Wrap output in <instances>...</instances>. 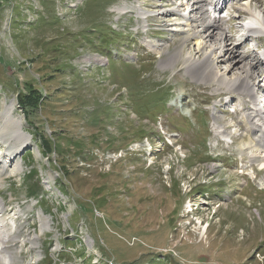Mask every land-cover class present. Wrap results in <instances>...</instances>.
Returning a JSON list of instances; mask_svg holds the SVG:
<instances>
[{
  "label": "rangeland",
  "instance_id": "obj_1",
  "mask_svg": "<svg viewBox=\"0 0 264 264\" xmlns=\"http://www.w3.org/2000/svg\"><path fill=\"white\" fill-rule=\"evenodd\" d=\"M136 1L0 0V127L13 107L31 140L19 152H8L0 140L2 159L14 152L22 164L14 172L10 160L0 171L14 264H47L48 253L71 257L72 251L76 260L66 264H264V189L258 187L264 171L249 164L240 146L250 138L233 124L242 122V108L228 105L231 96L217 95L215 84L186 73L183 58L194 55L193 41H185V56L166 67L161 49L158 58L147 52L142 34L130 37L127 19L120 32L112 30L110 8ZM144 1L147 9L154 6L151 0L139 4ZM255 1L263 7L264 0ZM42 16L50 21L39 24ZM162 17H151L150 28L164 31ZM238 26L230 24L229 43L257 62L254 40L242 38ZM180 39L174 36L164 49L180 50ZM125 63L143 70L137 96L153 92V98L138 99L124 87V74L113 69L123 71ZM29 84L42 92V111L28 110L26 117L17 96ZM164 93L171 110L159 114L151 106ZM140 100L154 119L135 115ZM217 115L232 138L240 133L234 146ZM32 126L55 140L50 160ZM143 127L149 138L139 140ZM31 171L37 172L32 179ZM39 182L49 203L30 196Z\"/></svg>",
  "mask_w": 264,
  "mask_h": 264
},
{
  "label": "bare ground",
  "instance_id": "obj_2",
  "mask_svg": "<svg viewBox=\"0 0 264 264\" xmlns=\"http://www.w3.org/2000/svg\"><path fill=\"white\" fill-rule=\"evenodd\" d=\"M188 1H190L189 7L193 8V14H195L196 17L197 15L201 17L203 14L202 10L204 9L208 0H185V2ZM233 4L236 8V11L234 12L236 15L231 19L220 17V13L217 12L218 10L223 9V4L220 2H218L216 5L220 8L215 7V5L212 6L211 3H208L203 17H201L202 20L198 18L195 19V17L191 18V13L186 14L188 17L186 20L189 19L190 27V33L187 37L196 41L194 43V46L197 50L196 54L200 53L199 55L201 58H197L196 55H193L192 53L186 54V59L184 60V70H186V73L196 82H201V84L206 85L215 84L216 86H211V89L214 88V91L218 92L217 95L226 94L225 96H231V100L227 102L228 105L234 103L235 107L238 106L242 108V111H240L243 112L241 118L242 122L238 121L239 123H236V120L233 124L236 130L241 129L242 127L245 128L246 133L250 138L248 140H241L242 142L245 141V143H241L240 146H242V150L247 152L248 158L250 160L249 164L256 165L259 169V172L261 173L264 171V109L260 106L261 101L257 97L258 94L255 93V84H252L251 80V78L255 75L254 69L256 66L257 68L259 66L258 63L254 62V60H250V56H244L238 52H234L233 49H228L227 44L233 39L228 35L230 24L237 26V21L240 20L242 15L245 18L244 21H246L244 23L245 26H238L241 30L242 38L247 40L248 38L252 37L254 40L252 42L254 44L255 42L256 44H259V41L264 38V7H257L260 2L255 0H236V2H233ZM227 11L229 12L230 9H227ZM151 12L152 11L144 12L141 10L139 12V16L145 19L152 15ZM164 15L165 14H159L157 16H152V18H155L156 20ZM171 19H173L172 16ZM172 22L174 23L173 20ZM172 26L174 25H171L170 28ZM149 30L154 31L155 29L149 27ZM210 31L212 32L211 34ZM261 49L263 50L261 54L264 58V47ZM183 52L184 42L180 50L172 55L169 61L166 62V67L169 65L173 67L174 62L184 56ZM221 65H226L227 70L225 72H222L219 69ZM224 104L226 105V103ZM12 111L13 107L12 109L7 108L6 113L1 116L3 118V125L0 127V140H2L3 143L8 146V152H19L27 147L31 140L30 137L23 131L24 129H22V121L16 120L13 117ZM237 116L239 117L240 113H238ZM214 119L220 124L221 118L218 115L217 117L215 116ZM217 124L218 123H216V125ZM219 126L225 129L222 124ZM222 132V134H224L223 137L228 138L229 135H231V144L234 146L237 142L236 137L238 138L240 133H235L232 138V134H229L226 129ZM13 153H11L8 157L9 160L2 159V156L0 155L1 172L4 167L10 165L8 164L10 160H12L11 169L14 170V172L19 171V168L22 166V164H19L15 161ZM240 160H243V158L241 157ZM245 175L251 177L252 173L247 172ZM259 182L261 183H259L260 185L258 187L263 190L264 179H261ZM4 210L6 211V204L2 199H0V215L4 214ZM47 224L48 223L46 221L44 226L47 227ZM11 230L10 223L6 221L5 215L0 216L1 264H14V255L9 252V243L13 238Z\"/></svg>",
  "mask_w": 264,
  "mask_h": 264
},
{
  "label": "trees",
  "instance_id": "obj_3",
  "mask_svg": "<svg viewBox=\"0 0 264 264\" xmlns=\"http://www.w3.org/2000/svg\"><path fill=\"white\" fill-rule=\"evenodd\" d=\"M14 8H15V11H17V13H19V15H20V8L18 7L17 4L14 6ZM51 18L55 19L56 22H52V21L46 19L44 16H42V18L40 19L39 24L48 23L50 21V25L55 26V25H57L59 23V21L55 18V16L51 15L50 19ZM39 24L36 23L35 25L37 26ZM21 27H22V25H21ZM125 64L127 65L126 68H124L123 64H122V70L123 71H121L120 69L116 70V68H117L116 64L114 65V69H113L114 73L115 72H119V73L121 72V73L124 74L125 83H122V84H124V87L128 88L129 91L132 90L131 91L132 92V96L134 94V96L137 97L138 99L150 100L151 98H153L155 96V94L153 92L147 93V97H145V98H141V97L137 96V90L139 89V87L140 86L144 87V83L143 82H145V81H144L143 75H141L143 70H141L139 68H134L130 64H127V63H125ZM29 85H31V84H29ZM165 94L166 93H164L163 96H165ZM163 96L160 97V100L157 97L159 102H162V104H160L159 102H156V103H153L152 106H151L152 109L153 108L154 109H158L159 114L167 113L168 111L171 110L169 107H167V103H168L167 100H168L169 96L168 95L165 96V97H163ZM17 98H18V103H19L18 105L24 111L26 117H28L27 116L28 115L27 114L28 110H34V109L41 110L42 109L41 102H40V101H42V92H41L40 88H38V87H35V86L31 85V86H27L26 89L19 90ZM144 100H140L143 105L138 103V110H136L135 115L137 117H139V115L142 116V117L148 116L151 119H154L155 116L152 115L153 111L145 112V106H144V102H143ZM158 111H157V113H158ZM157 113L155 112V114H157ZM48 123H50V121H48ZM33 128L37 132L38 137H40L41 143L43 145L44 152L46 153L47 157H49L48 159L50 160V156H52L51 153H52V149H53V143L55 142V140L53 142L51 140V138L47 137L46 135L41 134V132L38 133V130L35 127H33ZM143 128H145V127H143ZM147 137L149 138V134H148L147 129H146V131H143V132L139 133V136H138L139 140H143L144 138H147ZM160 143L165 144V142H160ZM75 145L79 146V143L75 142ZM35 175H37V172L36 171H34V172L31 171V172H29L28 177L32 179ZM30 196L36 197L37 200L40 199L38 201L39 204H41L42 201H44L46 203H49L48 202L49 200H46L45 197H44L45 196L44 187H43V185H41L40 182L35 187L32 186L30 188ZM70 243L74 244V242H70ZM78 253H80V252H78ZM78 253H77V256H80V257H84L85 256L84 252H83V255H78ZM72 256L70 257L67 253L63 252L62 254H58L57 258H54V257H52L50 255V253H48V255L45 258V260L48 262L47 264H66L68 261L69 262L72 261V258L74 260H76V256H75V254H73V251H72ZM63 261H65V262L63 263ZM174 264H179V263L175 262Z\"/></svg>",
  "mask_w": 264,
  "mask_h": 264
}]
</instances>
